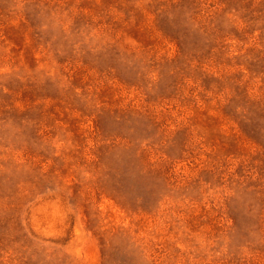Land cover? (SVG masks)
Returning <instances> with one entry per match:
<instances>
[{
    "label": "rangeland",
    "instance_id": "rangeland-1",
    "mask_svg": "<svg viewBox=\"0 0 264 264\" xmlns=\"http://www.w3.org/2000/svg\"><path fill=\"white\" fill-rule=\"evenodd\" d=\"M0 264H264V0H0Z\"/></svg>",
    "mask_w": 264,
    "mask_h": 264
}]
</instances>
